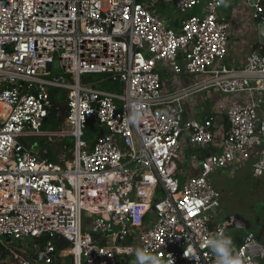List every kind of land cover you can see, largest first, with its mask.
<instances>
[{"label": "built area", "instance_id": "obj_1", "mask_svg": "<svg viewBox=\"0 0 264 264\" xmlns=\"http://www.w3.org/2000/svg\"><path fill=\"white\" fill-rule=\"evenodd\" d=\"M169 4L179 17L158 10ZM223 5L0 0V248L46 240L39 260L9 249L17 264H65L68 255L74 264H124L134 247L122 245L135 236L163 264H216L205 241L230 236L236 216L220 219L211 175L253 160V175L264 176V53L250 52L242 67L224 64L234 23ZM260 15L257 2L252 16ZM56 62L53 77L47 66ZM162 71L191 82L165 92ZM106 79L122 91L102 88ZM53 89L65 90L69 128L43 131ZM213 90L239 97L226 101L230 127L220 152L204 155L185 180L182 140L206 150L216 128L213 117L184 120L181 102ZM93 121L107 130L95 139L86 137ZM44 135L71 138L72 160L60 164L21 141ZM57 236L71 247L58 251ZM234 246L245 264L264 261L254 232Z\"/></svg>", "mask_w": 264, "mask_h": 264}, {"label": "crops", "instance_id": "obj_2", "mask_svg": "<svg viewBox=\"0 0 264 264\" xmlns=\"http://www.w3.org/2000/svg\"><path fill=\"white\" fill-rule=\"evenodd\" d=\"M257 2H260V0H224V5L220 10V13L224 18L234 23V28L230 31L229 34V53L224 60V64L228 67H242L245 65L246 57L250 52L254 50L262 51L264 49V39L260 31V23L258 21L259 19L252 16V12L254 11L255 4ZM160 11L166 12L164 7L160 9ZM178 25L179 24H177L176 26L178 27ZM182 57L183 56L181 55L180 59ZM162 78L163 88L165 92H173L177 88L188 85L191 82V77L186 75L177 77L175 74L169 71H162ZM238 98V96H231L228 98V96L220 93L219 91L213 90L209 92L197 93L185 100H182L181 106L183 109L182 115L184 120H203L207 117H213L214 126L216 128L215 141L206 150L192 147L187 136L182 140L178 164L183 168L184 172L182 176L185 180L186 178L197 175L199 173V164L201 158L204 155L214 152H220L221 143L230 127L225 110L226 101L228 103L229 100H237ZM61 127V129L69 128L67 122H64ZM51 130L55 131L56 129H48L43 125V131ZM97 136H93L91 139H95V137ZM32 137L35 136L23 137L25 145L35 151H38L40 154L46 156L52 161H55L53 159V154L55 152V148H57L56 145H61L64 150H72L70 143L71 138L69 137L58 136L55 137L52 142H50L47 138L44 140L43 138L45 137L41 136L35 137L39 138L38 142L31 143L30 138ZM229 170L234 172L236 169L234 170L233 168L229 167ZM235 216L237 217V215ZM259 224H261V231L255 230L251 225L248 224L247 221L239 217V219L237 220V224L235 223L234 227L245 229L247 231H245L244 233H237L235 234V236L230 235L233 239V243L239 244L250 231L254 232L261 242H264V221ZM13 245L15 244L13 243L12 246ZM122 246L134 247L133 251L127 254L128 257L124 260V264H135V253L139 249V242L136 239V236L128 239ZM14 247L16 248L17 245H15ZM35 251L36 249L34 250V252ZM32 255H34V253ZM261 264H264V261L261 262Z\"/></svg>", "mask_w": 264, "mask_h": 264}, {"label": "rangeland", "instance_id": "obj_3", "mask_svg": "<svg viewBox=\"0 0 264 264\" xmlns=\"http://www.w3.org/2000/svg\"><path fill=\"white\" fill-rule=\"evenodd\" d=\"M167 13L171 18L179 17V13L172 4L164 6ZM201 6H197L192 9L191 13H196ZM179 62L182 60L179 58ZM61 71L53 72V77H57ZM90 75H84L83 79ZM93 79L97 80L101 78V75H91ZM112 92H121L122 84L116 81H111ZM62 94H65V90H60ZM65 99V96H64ZM63 99V101H64ZM61 100V98H59ZM45 128L51 129L47 126ZM45 138L47 136L44 135ZM72 144V139H70ZM21 141L24 143L23 138ZM31 143H36L39 141V138L32 137L30 138ZM25 144V143H24ZM55 152L53 154V159L60 164L67 163L69 160H72V150H64L61 145H56ZM184 155V153H183ZM253 160H248L242 166H239L234 172L227 169H220L211 175V181L213 186L220 192L221 195V206L219 207V215L221 219L227 218L229 215H237L240 218L244 219L251 225L255 230L261 231L259 223L264 221V176L255 177L253 175L252 168ZM245 229H239L232 226L229 229L231 236H235L237 233H244ZM15 245H21L19 248H15V245H11V248L14 252H17L25 256V252L29 251V255L35 254V246L37 242L32 239L23 241V242H14ZM9 249L0 248V264H17L14 253ZM20 250V251H19ZM5 252L7 256L2 259V252Z\"/></svg>", "mask_w": 264, "mask_h": 264}, {"label": "trees", "instance_id": "obj_4", "mask_svg": "<svg viewBox=\"0 0 264 264\" xmlns=\"http://www.w3.org/2000/svg\"><path fill=\"white\" fill-rule=\"evenodd\" d=\"M260 3L264 6V0H260ZM158 10L160 11V9ZM261 52L264 53V49ZM110 83H112L111 80L106 79L101 82L100 86L104 89L111 90L110 88L111 85H109ZM64 96L65 94H62L59 90L57 89L52 90L51 92L52 105L49 108V113L45 121L46 123L44 124V127L49 126L52 129L55 128L56 130H60L62 128L61 126L63 125V123L66 122L69 108L67 105L66 96L65 99ZM59 98H61V100H59ZM105 132H107L105 128H101L96 122L93 121L88 126L86 137L92 138L93 136H97ZM45 241H46L45 238H41L40 240H38L37 241L38 246L43 248L44 245L46 244ZM55 244H56V249L61 252H64L71 247V243L66 238L61 236L56 237ZM19 246L20 245H18L17 248H19ZM25 253L30 254L29 251H26ZM1 256L2 259H4L7 256V254L3 251ZM66 264H74L71 255L67 256Z\"/></svg>", "mask_w": 264, "mask_h": 264}, {"label": "clouds", "instance_id": "obj_5", "mask_svg": "<svg viewBox=\"0 0 264 264\" xmlns=\"http://www.w3.org/2000/svg\"><path fill=\"white\" fill-rule=\"evenodd\" d=\"M205 243L216 256V264H245L243 256L235 252L233 239L223 231H218ZM135 258V264H163L159 256L145 249H138Z\"/></svg>", "mask_w": 264, "mask_h": 264}, {"label": "water", "instance_id": "obj_6", "mask_svg": "<svg viewBox=\"0 0 264 264\" xmlns=\"http://www.w3.org/2000/svg\"><path fill=\"white\" fill-rule=\"evenodd\" d=\"M258 21H259V23H260V31H261V33H262V37H263V39H264V16L263 15H260L259 17H258ZM52 68H53V71H60V66H59V63L58 62H56L54 65H53V67L50 65V64H48V66H47V70L48 71H50V70H52ZM140 178H138V180H139ZM239 219V216H237L236 217V220H235V223L237 224V220ZM37 248V250H36V252H35V254L33 255V258L35 259V260H39L40 259V257H41V255H42V250H41V247L40 246H37L36 247Z\"/></svg>", "mask_w": 264, "mask_h": 264}, {"label": "bare ground", "instance_id": "obj_7", "mask_svg": "<svg viewBox=\"0 0 264 264\" xmlns=\"http://www.w3.org/2000/svg\"><path fill=\"white\" fill-rule=\"evenodd\" d=\"M2 108H3L2 105H0V111L2 110Z\"/></svg>", "mask_w": 264, "mask_h": 264}]
</instances>
